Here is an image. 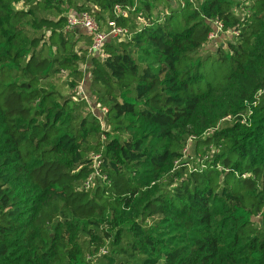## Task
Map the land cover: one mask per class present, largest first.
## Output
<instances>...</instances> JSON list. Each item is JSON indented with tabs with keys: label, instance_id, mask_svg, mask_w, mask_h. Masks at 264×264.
Wrapping results in <instances>:
<instances>
[{
	"label": "trees",
	"instance_id": "16d2710c",
	"mask_svg": "<svg viewBox=\"0 0 264 264\" xmlns=\"http://www.w3.org/2000/svg\"><path fill=\"white\" fill-rule=\"evenodd\" d=\"M263 88L264 0H0V264H264Z\"/></svg>",
	"mask_w": 264,
	"mask_h": 264
},
{
	"label": "built area",
	"instance_id": "2783aa9c",
	"mask_svg": "<svg viewBox=\"0 0 264 264\" xmlns=\"http://www.w3.org/2000/svg\"><path fill=\"white\" fill-rule=\"evenodd\" d=\"M114 13L119 15H127L128 11L123 9L121 6L116 5L114 8ZM213 30L208 35V40L215 41L219 37L228 38L230 35L239 34L235 29H225L223 22L220 19L212 20ZM66 29H76L78 31L84 32L91 39V44L89 47V54L92 56H100L101 58L108 57L106 51V45L112 39L126 40L130 34L126 27H123L117 23L115 19H109L104 26L97 20L96 16L88 11L75 12L70 11L66 15ZM78 95H82L83 98H87L86 89L82 83L79 85ZM264 94V88L260 89L256 94V98ZM88 101V100H87ZM90 103L89 109L99 117L102 127L106 129L105 116L108 112V107L103 106L101 103ZM256 104V102H254ZM101 153H92V172L86 178L83 187L88 190L93 187L95 181L98 178L105 179L101 172ZM106 249H102L98 254L90 255L87 258L86 264H93L90 260L96 258L103 253H106Z\"/></svg>",
	"mask_w": 264,
	"mask_h": 264
},
{
	"label": "rangeland",
	"instance_id": "374dc122",
	"mask_svg": "<svg viewBox=\"0 0 264 264\" xmlns=\"http://www.w3.org/2000/svg\"><path fill=\"white\" fill-rule=\"evenodd\" d=\"M177 4H178V2L177 3H174V6H177ZM94 9H96V8H94ZM164 10V9H163ZM145 22V19L144 18H141V19H139V23L142 25L143 23ZM232 36L230 35L228 38H225V37H219V39L218 40H216V41H214V42H210L209 43V47H207L208 49H215L216 47H217V45L219 44V43H221L222 42V45H225L224 44V42L225 41H229L230 40V38H231ZM216 50V49H215ZM88 66V64H86V65H83V69H85L86 67ZM89 78H90V74H88L87 75ZM64 80V79H63ZM84 83H85V81H84ZM82 85H84L83 84V82H82ZM85 85H86V83H85ZM84 85V87L86 88V86ZM79 88H80V86H78L77 87V89H74V90H71V89H69V88H67V87H64L63 89H62V92H63V94L64 95H70L71 93H77L76 94V96L78 95V91H79ZM75 90H76V92H75ZM256 103H257V101H255ZM252 115V113H250L249 115H245L244 117V120H243V123H248V126L251 124V121H250V119H248L247 117H250ZM226 120H232L231 118H230V116L229 117H227L226 118ZM213 150H215V147H213ZM188 159H192V160H194L195 162H199V159H200V157L197 155V153L195 152V149H194V141L193 142H191V143H189V146H188V149H186V156H185V158H184V160H188ZM191 165H193V164H191ZM258 220V218H256V221Z\"/></svg>",
	"mask_w": 264,
	"mask_h": 264
}]
</instances>
